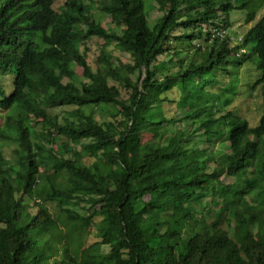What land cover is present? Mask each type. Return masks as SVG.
<instances>
[{
  "label": "trees",
  "instance_id": "16d2710c",
  "mask_svg": "<svg viewBox=\"0 0 264 264\" xmlns=\"http://www.w3.org/2000/svg\"><path fill=\"white\" fill-rule=\"evenodd\" d=\"M56 1L0 0V142L15 146L14 162L0 152V264H264V16L231 47L221 33L248 0H101L99 12L119 34L81 0H66L58 12ZM154 5L163 16L150 27ZM91 38L114 44L131 63L112 67L100 56L92 72L80 51ZM255 59L262 115L251 127L223 112L226 90L213 89L230 66L235 82ZM74 65L88 83L79 84ZM167 65L177 71L158 79ZM175 89L177 113L169 118L163 95ZM109 106L119 111L102 124L83 111ZM64 107L74 110L63 121L49 111ZM85 156L95 163L82 164ZM222 176L234 179V192ZM25 198L39 200L36 214ZM205 199L212 222L200 216ZM75 201L91 204L87 215L70 209ZM98 217L100 241L80 255L54 239L59 223L70 237Z\"/></svg>",
  "mask_w": 264,
  "mask_h": 264
},
{
  "label": "rangeland",
  "instance_id": "374dc122",
  "mask_svg": "<svg viewBox=\"0 0 264 264\" xmlns=\"http://www.w3.org/2000/svg\"><path fill=\"white\" fill-rule=\"evenodd\" d=\"M66 0H57L53 6L54 11L58 12L59 9L63 6ZM84 5H87L90 8V12L93 15V17L100 22L101 26L104 29H107L109 31H113L117 34L120 33L121 28H118L113 24L111 21V18L109 16H103L99 12V3L101 0H81ZM149 0H146V3L148 4ZM235 5H238L236 3ZM253 14L254 20L250 23H246L247 15ZM163 16V10L157 5H154L151 10L147 13L148 23L150 27H153L157 20H159ZM264 16V0H248L247 5L244 10H232L229 13V28L225 31L224 35L226 34L230 41L231 47H240L241 42L243 41L244 35L249 31V29L253 26H255L258 22V20ZM211 31V30H210ZM180 32L175 31L173 34L178 35ZM223 35V33H222ZM203 43L201 42H198ZM197 42H195L193 45H197ZM172 47L175 48L176 44L175 42L172 43ZM80 51L84 53L86 56V61L88 66L90 67L92 72H96L102 65H100L97 62L98 57L103 56L106 57L112 67H116L119 62L123 64L131 63V58L128 54L121 52L114 44L107 45L103 40L98 38H91L88 41L85 42L80 48ZM245 52V49L240 48L237 51V54L240 55L241 53ZM168 60V56L159 57L158 61H166ZM73 70L77 76L79 84L81 83H88L89 81L83 77V70L81 67L74 65ZM176 67H170L166 66L165 69H163L161 72L157 73V78L160 79L163 76H165L168 72H176ZM232 69L231 66L229 67V77L225 76L223 79L220 77L218 79L219 88H214L213 91L217 92L218 90H221L223 88V91L226 90V92L223 93L224 98L222 97V101L218 104L219 108L225 111H231L238 115L239 117L246 119L251 127H255L258 125L261 115H262V96L260 92V88H252L253 83L257 80L259 77V72L257 69V59L254 60V62L248 61L242 68L238 70L237 73V80L235 82L231 81L232 78ZM134 80V78H131ZM68 81L65 79L64 83H67ZM109 85L114 86L119 90V93L121 95V99L125 100L128 98V92L117 82H113L112 80H109ZM79 86V85H78ZM213 86V84H212ZM231 88V89H230ZM233 88V90H232ZM228 89V90H227ZM222 91V92H223ZM7 92L10 93V88L8 85ZM163 97L168 98L171 103H165L164 104V113L169 118L173 116V113H177V109L175 106L176 101L179 100L180 93L178 90L170 91L163 95ZM228 99V105H224V101ZM74 110L73 107H64L59 109H51L49 110L52 115H55L58 117L59 121H63L65 117L68 116V112ZM83 111L86 115L92 116V118L97 121L98 123H107L112 122L114 117L113 115H117L119 108L117 107H85L83 108ZM4 112L0 111V126L3 123L4 119ZM33 119V118H32ZM34 120V119H33ZM119 120V118H117ZM34 130L36 133L41 132L43 129L39 123H34ZM150 139V135L144 134L143 141H148ZM65 142L64 139H61L60 143ZM82 143H85V141H82ZM261 147L264 151V140L261 144ZM15 149L14 145L7 144V143H1L0 142V152L4 155V157L11 161H15V157L13 154V150ZM53 149L56 150V145L53 146ZM79 149V148H77ZM79 151V150H78ZM264 154V153H263ZM264 156V155H263ZM69 157V156H66ZM95 159L85 156L82 158L81 163L86 166H91L93 163H95ZM131 163V160H129ZM214 167L213 164H211V168ZM43 169H40V172H42ZM217 172H219V169H217ZM21 174H17L16 177H20ZM264 179V176H262ZM222 183L226 185L227 192H234V179L232 177L222 176L221 177ZM207 199H205L203 202V207L199 210L200 216H203L205 219H207L209 222H212L213 219V213H212V206H205ZM24 202L28 205V213L30 214H36L37 207L35 206V203H39V200L33 201L29 198H25ZM76 205H73L72 210H74L75 213L79 215H87V209L90 207V203H87L86 201H75ZM46 207L48 210L53 214L55 218L58 216L61 217V219L65 220L64 214H62L59 209L55 208L52 204H47ZM219 208V206H218ZM191 211V210H190ZM195 212V211H194ZM196 215V214H195ZM199 216V217H200ZM198 218V216L196 215ZM100 221L101 217L95 218L93 220V223L88 228H83L81 230H78L77 232H74L70 237H67V227L59 223V231L55 234L54 239L59 242V245L68 246L71 251H76L78 255L83 253L87 247L92 245L95 242L100 241L99 238V232H100ZM227 226V225H226ZM230 229V235H234L235 231L233 230V227ZM110 248L108 246H102L101 252L103 254H107L109 252ZM60 254V252H58ZM59 258V257H57ZM117 259L110 262V264H117Z\"/></svg>",
  "mask_w": 264,
  "mask_h": 264
},
{
  "label": "built area",
  "instance_id": "2783aa9c",
  "mask_svg": "<svg viewBox=\"0 0 264 264\" xmlns=\"http://www.w3.org/2000/svg\"><path fill=\"white\" fill-rule=\"evenodd\" d=\"M222 33H223V35H224L225 32H222ZM222 33H221V36H223Z\"/></svg>",
  "mask_w": 264,
  "mask_h": 264
}]
</instances>
